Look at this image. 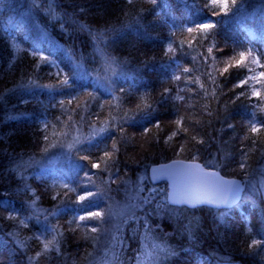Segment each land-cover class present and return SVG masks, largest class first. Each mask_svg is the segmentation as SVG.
Returning a JSON list of instances; mask_svg holds the SVG:
<instances>
[{"label": "trees", "instance_id": "16d2710c", "mask_svg": "<svg viewBox=\"0 0 264 264\" xmlns=\"http://www.w3.org/2000/svg\"><path fill=\"white\" fill-rule=\"evenodd\" d=\"M226 3L0 0V264H88L99 229L89 212L107 203L85 208L79 197L123 193L141 176L140 219L92 264H136L153 213L161 264H264L262 197L225 210L170 205L173 182L150 177L152 166L184 159L264 180V84L256 92L248 79L252 59L264 72V0ZM27 15L79 65L61 68L59 50L34 47ZM66 138L75 142L65 154ZM60 151L74 168L46 162Z\"/></svg>", "mask_w": 264, "mask_h": 264}, {"label": "rangeland", "instance_id": "374dc122", "mask_svg": "<svg viewBox=\"0 0 264 264\" xmlns=\"http://www.w3.org/2000/svg\"><path fill=\"white\" fill-rule=\"evenodd\" d=\"M28 16V15H27ZM26 16V18H27ZM24 17V16H23ZM25 36L31 37V41L37 45L38 47H41L43 45L50 48L52 52L58 51L59 44L55 42L54 40L50 39L48 35L41 29V27L34 21L30 20L28 27L24 31ZM231 60H227L224 63L229 64ZM78 65L77 63H75ZM250 74H249V84L253 86L254 91H259V89L262 88V83L264 84V79L260 77V73L263 72L261 63L258 58L252 59L250 64ZM64 69H62L63 71ZM77 74L81 76L84 80H87V76L84 74V71L82 68L77 66ZM100 87H104L103 83H98ZM177 125L180 123L175 121ZM175 125V124H172ZM93 130H96V128H93ZM92 130V131H93ZM94 133V132H93ZM79 137V136H78ZM152 138V137H151ZM67 139V138H66ZM64 139V141H69L67 146H62V149L64 153L66 154V151H68L70 148L74 145L73 139ZM149 137H146L142 140V142L145 140L144 148L146 149V145H148ZM174 137L172 138V140ZM162 140V139H160ZM63 141V142H64ZM142 145V146H143ZM184 144L183 142H179V145L175 147L173 145L172 149L174 152H179L180 149H183L182 147ZM55 152L46 159V162L50 164V166H58L62 168L65 164H67L70 168H74L75 164L70 162L66 156H61V152ZM178 155V154H175ZM264 171V169H263ZM143 181V177H139L135 179L134 181L126 182L128 185H134L133 188H127L122 189L121 191L123 193H119L115 188H106L102 192L96 194V195H90L87 196L86 199H88V202H85L83 204V207H88L89 205H92L94 203H97V201H101V199L105 200L106 210L104 212L99 211L101 214L99 217H91L95 222L99 223V229L95 230L94 235V251L89 255L88 258V264L96 263L100 258L103 257V259L109 255L110 248L113 246L114 242L116 241L118 232L122 231L124 228V222L132 220L133 218L140 219L139 217H135L138 215V204L137 202L140 201L141 197L139 196V187L140 184ZM59 186H65L67 184V181L64 179H60ZM248 188L250 189L247 191L244 195V197H250L254 200L259 195L264 199V180H259L255 182H250ZM98 201V202H99ZM152 217L153 219H149L148 217L143 221V224H145V233H144V241L145 246H143L141 257L139 258V261L136 262V264H161V259H165L167 254H161L163 253L161 251V243H159L158 235L156 233L155 223L152 222V220L155 221V213H153ZM158 219V218H157ZM81 220V219H79ZM144 232V231H143ZM167 251V247L164 249ZM106 261V259H104Z\"/></svg>", "mask_w": 264, "mask_h": 264}, {"label": "water", "instance_id": "95a60500", "mask_svg": "<svg viewBox=\"0 0 264 264\" xmlns=\"http://www.w3.org/2000/svg\"><path fill=\"white\" fill-rule=\"evenodd\" d=\"M154 181L171 179L174 191L169 193L171 205L205 204L214 209H228L243 196L248 181L239 182L203 165L185 160H174L151 169Z\"/></svg>", "mask_w": 264, "mask_h": 264}, {"label": "bare ground", "instance_id": "6f19581e", "mask_svg": "<svg viewBox=\"0 0 264 264\" xmlns=\"http://www.w3.org/2000/svg\"><path fill=\"white\" fill-rule=\"evenodd\" d=\"M31 19L34 20L33 17H32V15L27 16V18L24 17L23 22H21V23H22L21 27H24V30H26V28L28 27L29 21H30ZM8 21H10V25H12V26L10 27L11 29L14 28L15 25L18 23V21L14 22L13 18H10ZM34 21H35V20H34ZM35 22H36V21H35ZM37 24H38V23H37ZM41 29H42V30L48 35V37H49L50 39H52V40H54V41L56 42V40H55V39L49 34V32H47V31H46L45 29H43V28H41ZM33 44H34V43H33ZM17 47H18V45H17ZM17 47H16V48H17ZM34 47L40 48V47H38V46L35 45V44H34ZM41 47L48 48V47L45 46V45H43V46H41ZM58 49H59V52H60L61 56H63V57L61 58V61L58 62V64H60V67H61V68H63V65H64L65 62H71V61H74V60H75V59L73 58V56H71L70 54H68V52L66 53L65 48H63L62 45H59ZM74 62H75V61H74ZM75 63H76V62H75ZM78 65H79V64H78ZM212 209H214V208H212Z\"/></svg>", "mask_w": 264, "mask_h": 264}, {"label": "snow or ice", "instance_id": "6c2138e0", "mask_svg": "<svg viewBox=\"0 0 264 264\" xmlns=\"http://www.w3.org/2000/svg\"><path fill=\"white\" fill-rule=\"evenodd\" d=\"M224 7H225V8L227 7L226 0H225ZM211 27H214V25H212V24H202V25H201V28H202V29H208V28H211ZM190 30H191V29H190ZM209 51H210V50H209ZM242 55H243V54H242ZM240 63H243V60H241ZM225 71H227V69H225ZM260 77H261L262 79H264V72L260 73ZM257 95H259V93H257ZM157 126H158V125H157ZM252 130H253L254 132H255V131H259V129H256V128H253ZM93 166L98 168V167H99V164H95V165H93ZM90 195H92V193H91V191L89 190V191H87L86 195H81V196L79 197V200H80V201H83L84 199H86L87 196H90ZM145 202H146V203H151V195H150L148 198H146ZM100 215H101V214H100L99 212H89V216H91V217H99ZM80 219H85V217L81 216ZM93 231H95V229H93Z\"/></svg>", "mask_w": 264, "mask_h": 264}]
</instances>
